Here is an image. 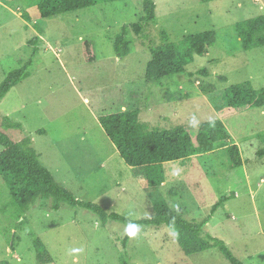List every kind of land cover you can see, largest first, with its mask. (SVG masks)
Wrapping results in <instances>:
<instances>
[{
  "label": "rangeland",
  "instance_id": "1",
  "mask_svg": "<svg viewBox=\"0 0 264 264\" xmlns=\"http://www.w3.org/2000/svg\"><path fill=\"white\" fill-rule=\"evenodd\" d=\"M154 1L152 43H163V33L170 42L216 35L215 45L194 57L184 74L160 82L145 77L148 41L133 39L123 60L114 50L122 28L139 22L142 0L52 19L40 17L41 0H0V88L11 71L32 60L29 76L0 100V131L15 142L29 141L56 183L77 200L134 221L152 218L155 201H165L188 221H203L221 197L234 192L205 230L243 264H264V107L226 118L216 109L233 85L264 89V47L245 52L236 34L238 23L264 15V0ZM37 37L42 41L34 55ZM203 69L207 77L199 75ZM130 110L140 112L150 131L190 126L193 118L196 125L221 120L243 166H233L229 149L221 148L164 164L165 183L150 187L144 169L126 165L98 121ZM5 118L18 128L7 129ZM52 205L39 200L23 214L0 177V264H39L36 239L51 264H120L125 224L104 226L91 211L66 204L54 211ZM138 229L128 247L131 264H230L218 248L186 255L168 228Z\"/></svg>",
  "mask_w": 264,
  "mask_h": 264
},
{
  "label": "trees",
  "instance_id": "2",
  "mask_svg": "<svg viewBox=\"0 0 264 264\" xmlns=\"http://www.w3.org/2000/svg\"><path fill=\"white\" fill-rule=\"evenodd\" d=\"M117 1L120 0H41L38 11L42 19H52ZM200 1L208 3L215 0ZM156 9L154 0H142V16L139 22L124 26L114 41L116 55L122 60L130 55L133 39L148 41L146 46L151 56L145 76L148 82H160L164 78L184 74L194 57L207 54L216 43L214 32L188 36L180 42H170L168 35L163 33V43L158 45L152 43L150 31L152 25L157 24ZM24 19L29 21L27 13L24 14ZM236 34L245 52L264 47V15L238 23ZM41 41L40 37L33 40L34 55L39 51L37 46ZM31 65L32 60H29L22 68L8 74L0 88V100L29 76L28 70ZM198 73L208 76L206 69ZM222 80L225 81L224 78ZM203 91L207 92L208 89L205 88ZM263 107L264 89L255 90L250 82H244L227 89L224 93V105L216 109L223 118H226ZM98 121L126 165L144 169L146 183L150 187L162 186L165 183L164 172L160 170L164 164L184 162L221 148L229 149L233 166H243L241 151L237 145L231 143V136L221 120L195 126H178L170 130L150 131L140 120V112L130 110L103 114ZM4 126L7 129H15L19 125L5 118ZM0 147V177L8 185L15 204L23 214L28 213L39 200L52 201L54 211L60 210L62 205L66 204L93 212L104 226L113 221L125 224L128 229L133 226L168 228L188 256L218 248L230 264H243L224 241L211 236L205 230L215 213L236 197L234 192L221 197L213 205L211 214L203 221L184 219L165 201L154 202L152 218L134 221L119 214L108 213L97 204L77 200L72 193L56 183L52 173L39 161L29 141L15 142L0 131ZM133 237L134 235L127 232L122 242L124 253L120 258V264H131L128 247ZM34 245L38 263L51 264L53 259L43 242L36 239Z\"/></svg>",
  "mask_w": 264,
  "mask_h": 264
},
{
  "label": "clouds",
  "instance_id": "3",
  "mask_svg": "<svg viewBox=\"0 0 264 264\" xmlns=\"http://www.w3.org/2000/svg\"><path fill=\"white\" fill-rule=\"evenodd\" d=\"M191 123L193 124V126L196 125L197 122L195 121V118H193V121ZM175 174L178 175V173ZM138 230V227L133 226L132 228L127 229V232L129 235H135Z\"/></svg>",
  "mask_w": 264,
  "mask_h": 264
}]
</instances>
